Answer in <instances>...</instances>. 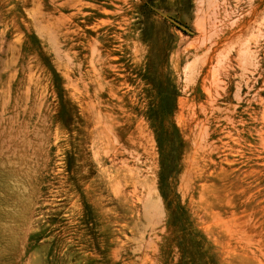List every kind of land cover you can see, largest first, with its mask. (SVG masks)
Segmentation results:
<instances>
[{
  "label": "rangeland",
  "instance_id": "374dc122",
  "mask_svg": "<svg viewBox=\"0 0 264 264\" xmlns=\"http://www.w3.org/2000/svg\"><path fill=\"white\" fill-rule=\"evenodd\" d=\"M0 264H264V0H0Z\"/></svg>",
  "mask_w": 264,
  "mask_h": 264
},
{
  "label": "water",
  "instance_id": "95a60500",
  "mask_svg": "<svg viewBox=\"0 0 264 264\" xmlns=\"http://www.w3.org/2000/svg\"><path fill=\"white\" fill-rule=\"evenodd\" d=\"M170 22H171L174 26H176L177 28H179L180 30H182V31H184V32H188L187 29H186L184 26L178 24L177 22H175V21H173V20H170Z\"/></svg>",
  "mask_w": 264,
  "mask_h": 264
}]
</instances>
